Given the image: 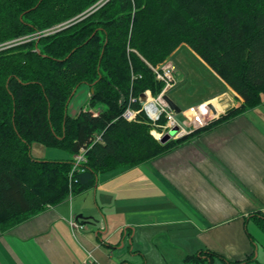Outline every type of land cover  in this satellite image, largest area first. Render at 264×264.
Wrapping results in <instances>:
<instances>
[{"label":"trees","instance_id":"1","mask_svg":"<svg viewBox=\"0 0 264 264\" xmlns=\"http://www.w3.org/2000/svg\"><path fill=\"white\" fill-rule=\"evenodd\" d=\"M98 3L0 0V44L11 42L0 49V231L94 186L100 172L150 160L261 101L264 0ZM183 45L242 102L188 134L161 142L150 134L144 111L131 121L122 114L129 105L140 107L146 89L154 95L161 91L152 67ZM82 85L91 89L88 104L70 116L69 103ZM33 143L68 156L33 157ZM82 147L85 160L72 171L73 155ZM250 217L264 232V214ZM206 254L205 264L214 257L225 264L252 260ZM202 258L192 255L186 261Z\"/></svg>","mask_w":264,"mask_h":264},{"label":"crops","instance_id":"2","mask_svg":"<svg viewBox=\"0 0 264 264\" xmlns=\"http://www.w3.org/2000/svg\"><path fill=\"white\" fill-rule=\"evenodd\" d=\"M182 48L219 85L217 92L183 107L173 91L180 81L177 71V86L167 96L179 108L178 121L192 131L242 99L189 47L180 46L171 56ZM78 89L88 100L91 89ZM197 106L198 114H192ZM83 107L74 101L67 112L74 116ZM255 213L264 214V93L257 106L150 160L100 172L94 186L1 231L0 264H191L186 257L192 255L203 257L192 264H205L206 250L231 261L252 259L238 264H264V232L250 217ZM71 216L82 228L70 227ZM212 264L225 262L214 257Z\"/></svg>","mask_w":264,"mask_h":264},{"label":"built area","instance_id":"3","mask_svg":"<svg viewBox=\"0 0 264 264\" xmlns=\"http://www.w3.org/2000/svg\"><path fill=\"white\" fill-rule=\"evenodd\" d=\"M107 0H99L98 4H102ZM8 43L0 44V49L4 48ZM157 80L163 83V88L161 91L154 95L151 90L146 89L143 91L141 96L138 98L140 107L138 109L132 108V106H127L123 112V117L129 121L135 120L139 112L144 111L151 123L150 134L156 138L160 139L163 135L169 133L171 130L175 132L171 137H180L188 134L190 131L184 127L176 118L175 111L170 107L168 102L165 100V96L169 90H171L177 84L178 80L176 78L177 67L175 62L171 58H166L159 65L152 67ZM135 101L137 99H130ZM208 109L207 105H204L202 109ZM211 111V109H208ZM212 112V111H211ZM164 118V122H160V118ZM97 139L99 137L97 136ZM85 148H81L76 154L73 155V167L72 171L77 169L78 163L84 161ZM72 229L82 228L77 220L71 216L68 221ZM83 264H98L93 260L85 261Z\"/></svg>","mask_w":264,"mask_h":264},{"label":"rangeland","instance_id":"4","mask_svg":"<svg viewBox=\"0 0 264 264\" xmlns=\"http://www.w3.org/2000/svg\"><path fill=\"white\" fill-rule=\"evenodd\" d=\"M16 40L19 39H12L10 41L15 42ZM8 44H11V42H9ZM170 58L176 64L178 71L177 77L180 79L178 87L173 91H175V93L181 97L180 103L183 107H188L196 104L206 96L211 95L219 90L218 83L216 82V80H214L209 71H207L206 67L186 48L180 49L174 56H171ZM175 86H177V84ZM175 93L171 92L173 96ZM74 101H77L84 106H87L88 104V100H86L85 97L83 98L82 96H80L79 89L76 91L70 103L72 104ZM198 107L199 106L193 108V110L196 109V112L191 111L192 114L198 112ZM189 114L191 116V113ZM174 132H172L171 135ZM37 145H39L38 149L35 148ZM31 153L34 157L37 156L49 160L63 159L68 156L66 151L62 149L47 147L38 143L32 144ZM216 262L219 263L218 260Z\"/></svg>","mask_w":264,"mask_h":264},{"label":"water","instance_id":"5","mask_svg":"<svg viewBox=\"0 0 264 264\" xmlns=\"http://www.w3.org/2000/svg\"><path fill=\"white\" fill-rule=\"evenodd\" d=\"M165 100L168 102V104L170 105L171 108H173L175 111H179V108L177 107V105L168 96H165ZM209 107L212 108L213 111H215L212 105H209ZM172 132H174V131L171 130L169 133L163 135L160 141L165 142V141L169 140Z\"/></svg>","mask_w":264,"mask_h":264},{"label":"bare ground","instance_id":"6","mask_svg":"<svg viewBox=\"0 0 264 264\" xmlns=\"http://www.w3.org/2000/svg\"><path fill=\"white\" fill-rule=\"evenodd\" d=\"M37 34V33H36ZM40 37V36H39ZM35 39V38H34ZM6 43H8V42H6ZM216 104H214V106H215ZM191 111H194V112H196V109H194V110H191ZM198 113V112H197ZM197 113H195L196 115H197ZM203 113V112H202ZM200 118V117H199ZM199 121V119L198 118H196L195 117V122H198Z\"/></svg>","mask_w":264,"mask_h":264}]
</instances>
